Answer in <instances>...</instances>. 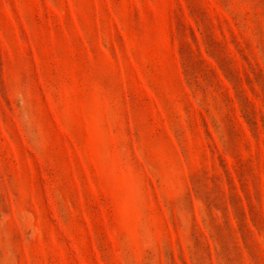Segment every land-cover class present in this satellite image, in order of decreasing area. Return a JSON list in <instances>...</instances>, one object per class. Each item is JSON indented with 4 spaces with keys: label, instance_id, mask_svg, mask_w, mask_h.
Here are the masks:
<instances>
[{
    "label": "rangeland",
    "instance_id": "1",
    "mask_svg": "<svg viewBox=\"0 0 264 264\" xmlns=\"http://www.w3.org/2000/svg\"><path fill=\"white\" fill-rule=\"evenodd\" d=\"M0 264H264V0H0Z\"/></svg>",
    "mask_w": 264,
    "mask_h": 264
}]
</instances>
